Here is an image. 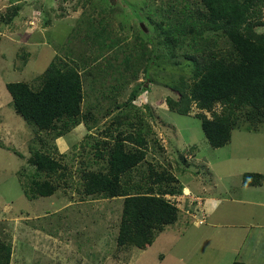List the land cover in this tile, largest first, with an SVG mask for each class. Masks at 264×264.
<instances>
[{
	"label": "rangeland",
	"instance_id": "374dc122",
	"mask_svg": "<svg viewBox=\"0 0 264 264\" xmlns=\"http://www.w3.org/2000/svg\"><path fill=\"white\" fill-rule=\"evenodd\" d=\"M84 1L21 0L20 14L9 24L7 11L14 4L0 0V235L14 246L11 264H264V181L260 186L243 182L246 172L264 174V123L235 127L227 145L212 147L195 116L201 109L194 104L190 114H179L165 102L168 96L176 97L171 88L176 78L191 74L181 50L170 47L172 58L156 60L140 69L138 79L128 80L121 75L124 54L115 57L114 49L93 47L85 36L87 24L81 21L90 6ZM115 1L125 13H111L107 27L122 39L125 53L132 54L142 50L136 39L141 23L147 32L153 28L148 17L160 21L168 19L165 10L170 5H197L196 0ZM263 13L264 9L256 18L262 24L255 29L264 34ZM94 15H100L99 8ZM100 50L103 53L94 60ZM57 54L80 65L86 61L79 67L85 93L82 108L97 122L89 121L94 124L91 129L81 123L55 139L52 131L39 130L15 111L6 84L39 85L40 74ZM136 89L140 94L126 105ZM124 109L133 113V123L142 119L149 141L140 169L147 173L152 163L185 186L182 194L171 195L179 208L178 221L167 225L146 249L117 250L123 200L86 195L83 190L82 161H91L94 170L106 164L105 158L94 156L93 144ZM36 148L50 149L65 165V175L49 178L58 184L53 195L29 198L25 185L35 167L28 158ZM141 176L135 172L134 181ZM195 196L206 205L205 221L198 225L204 215H189L199 210L197 202L190 201ZM127 256L131 263L124 261Z\"/></svg>",
	"mask_w": 264,
	"mask_h": 264
},
{
	"label": "trees",
	"instance_id": "16d2710c",
	"mask_svg": "<svg viewBox=\"0 0 264 264\" xmlns=\"http://www.w3.org/2000/svg\"><path fill=\"white\" fill-rule=\"evenodd\" d=\"M20 1L10 0L14 6L7 11V23L11 24L20 14ZM196 2L195 7L188 8L170 5L165 10L168 19L155 21L148 17L153 28L147 32L140 26V35L136 37L141 53H125L122 39L114 37L107 27L109 15L122 11L115 0H85L83 4L90 8L81 22L87 24L85 36L93 47L114 49L115 57L121 52L124 54L121 75L130 78L128 80L138 79L140 69L151 67L154 61L172 58L167 52L170 47L181 50L191 74H180L176 78L171 86L176 97L168 96L165 102L179 114H190L194 104L201 109L195 116L201 119L210 145L220 148L231 141L235 127L264 123V34L255 29L262 24L256 18L264 9V0ZM97 8L99 16L94 15ZM138 11L141 14V10ZM77 33H82L80 26ZM102 53L95 54L94 60ZM138 56L142 63L137 60L134 64L133 59ZM86 64L85 61L80 65L69 56L57 54L40 74L39 85L32 86L27 81L7 83L15 111L39 130L52 131L55 139L81 123L93 128L94 124L89 121L96 123L95 115L82 108L85 93L79 67ZM108 65L113 66L112 63ZM139 93L134 90L125 104L132 105ZM218 104L221 106L219 111L216 109ZM206 112H210L211 117ZM131 116L133 113L128 109L114 116L104 130V137L93 144L94 156L103 161L105 158L106 164L100 170H94L91 161H82L81 176L86 195L122 198L118 245L146 249L167 225L179 218V208L165 195L182 194L185 186L168 170L159 171L152 163L147 173L140 169L147 159L149 141L142 128V119L135 124ZM28 162L35 171L25 185L27 196L53 195L58 184L49 178L65 175L62 161L53 156L50 149L36 148L31 151ZM135 172L142 175L141 180L134 181ZM263 181L264 174L259 172L243 175V182L248 186H260ZM12 252V244L0 235V264H11ZM233 264L245 263L235 261Z\"/></svg>",
	"mask_w": 264,
	"mask_h": 264
},
{
	"label": "clouds",
	"instance_id": "9594fccd",
	"mask_svg": "<svg viewBox=\"0 0 264 264\" xmlns=\"http://www.w3.org/2000/svg\"><path fill=\"white\" fill-rule=\"evenodd\" d=\"M145 24V23H144ZM146 30V29H145ZM140 94V93H139ZM80 125V124H79ZM171 195L172 194H166L165 195V197L169 200V201H171L172 203H174L175 204V199L174 198H171ZM177 195H179V194H177ZM177 195H172V196H177ZM108 199H112V198H108ZM115 199V198H114ZM121 200H122V198H120ZM197 199H199L200 200V202L201 201H203L204 199L203 198H200V197H194V198H191L190 199V201H191V203H194V202H197V205H198V208H199V210L197 211V209H196V211L195 212H193V213H191V214H189V215H196L197 213H202V211H201V205H200V203H198V201H197ZM176 205V204H175ZM177 206V205H176ZM178 207V206H177ZM60 210V209H59ZM189 212V211H188ZM203 214V213H202ZM205 214V213H204ZM203 214V215H204ZM178 221V220H177ZM176 221V222H177ZM204 221H205V215H204V217L202 218V219H200L199 221H197L199 224H201V223H204ZM175 222V223H176ZM118 233H119V229H118ZM117 238H118V235H117ZM6 240V239H5ZM7 242H9L10 244H12L10 241H8V240H6ZM118 241V240H117ZM117 244H118V242H117ZM12 247H13V252H12V257H13V254H14V246H13V244H12ZM120 247V249H117V250H121L122 248L121 247H125V246H123V245H121V246H119L118 245V247L117 248H119ZM134 247V249H135V247H137V248H139V249H143V248H140V247H138V246H133ZM132 249H130L129 251H131ZM56 254V253H55ZM58 256V255H57ZM11 261H12V258H11ZM124 261L125 262H129V263H131V261H129V259H128V256L126 257V258H124Z\"/></svg>",
	"mask_w": 264,
	"mask_h": 264
},
{
	"label": "crops",
	"instance_id": "0c3cea01",
	"mask_svg": "<svg viewBox=\"0 0 264 264\" xmlns=\"http://www.w3.org/2000/svg\"><path fill=\"white\" fill-rule=\"evenodd\" d=\"M189 189H190V188H189ZM190 191H191V189H190ZM200 204H201V211H203V207H204V209H205V212H206V205H205V201H201V202H200ZM203 204H204V206H203ZM205 212H204V213H205ZM204 213H203V214H204ZM204 215H205V214H204ZM195 224H196V225H198L199 223H198V222H196ZM164 231H165V230H164ZM164 231H163V232H164ZM161 233H162V232H161ZM161 233H160V234H161ZM244 263H245V262H244Z\"/></svg>",
	"mask_w": 264,
	"mask_h": 264
},
{
	"label": "water",
	"instance_id": "95a60500",
	"mask_svg": "<svg viewBox=\"0 0 264 264\" xmlns=\"http://www.w3.org/2000/svg\"><path fill=\"white\" fill-rule=\"evenodd\" d=\"M143 27H145L144 23H141Z\"/></svg>",
	"mask_w": 264,
	"mask_h": 264
}]
</instances>
